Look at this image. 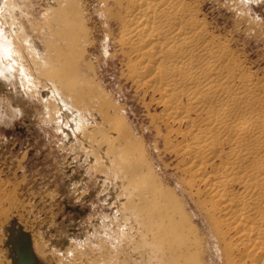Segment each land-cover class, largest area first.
Masks as SVG:
<instances>
[{
    "label": "bare ground",
    "instance_id": "obj_1",
    "mask_svg": "<svg viewBox=\"0 0 264 264\" xmlns=\"http://www.w3.org/2000/svg\"><path fill=\"white\" fill-rule=\"evenodd\" d=\"M51 1L57 29L72 36L75 2ZM100 1L120 14L116 43L125 69L121 78L160 107L150 118L157 121L156 138L165 152L177 159L181 191L187 189L191 198V191L202 195L194 208L206 220L203 238L213 240L216 263L264 264L263 80H256L226 41L210 30L197 0ZM21 11L11 0H0V81L3 86L13 83L16 71L20 89L46 90L57 104L55 112H67L68 128L75 133L83 129L80 138L86 148L81 153H87V162L95 159V165L102 157L107 163H102L103 173H110L106 181L116 179L121 186L111 204L117 208V226L114 231L111 225L107 236L98 240L114 244L119 256L139 261L150 257L152 264H204L197 258L205 250L198 245L196 226L190 224L185 205L162 189L148 152L139 148L142 140L136 141L130 126L116 117L119 110L91 85L85 105L87 129L82 127L77 107L67 98L72 92L83 98V92L72 89L65 64L44 70L41 45L32 43L33 32L39 30L36 23L26 28L28 20ZM23 43L28 49L24 57L32 60L31 69L39 78L26 74ZM7 218L4 214L3 220ZM26 242L15 241L19 250L11 264H42L33 251L26 252ZM190 244L198 245L192 263L183 261ZM93 248L87 243V252Z\"/></svg>",
    "mask_w": 264,
    "mask_h": 264
},
{
    "label": "rangeland",
    "instance_id": "obj_2",
    "mask_svg": "<svg viewBox=\"0 0 264 264\" xmlns=\"http://www.w3.org/2000/svg\"><path fill=\"white\" fill-rule=\"evenodd\" d=\"M11 1L28 20L26 28L31 23L37 25L39 31L33 32L32 43L41 45L44 70L65 64L72 89L83 92V98H75L73 92L67 98L77 107L82 127L87 129V85L95 86L113 109L119 110L116 117L130 126L136 141L142 140L139 148L148 152L162 189L185 205L190 224L196 226L198 245L205 250L197 258L215 264L218 252L212 239L203 238L206 220L194 208L202 195L191 191V198L187 189L181 191L177 159L167 154L162 140L156 138L157 121L150 115L158 114L160 107L121 78L125 69L118 56L122 50L116 43L120 14L115 6L105 7L100 0H73L76 10L71 36L57 29L50 14L51 0ZM197 1L210 30L226 41L256 80L264 82V0ZM67 37L72 40L68 42ZM22 49L26 74L39 78L31 69L32 60L24 57L28 53L24 43ZM18 66L15 63L16 69ZM18 78L15 71L13 83L3 86L0 81V264H11V256L19 250L15 246L19 238L27 241L26 252L33 251L42 264H152L150 257L139 261L119 256L114 244L98 240L107 236L111 225L115 231L117 208L111 204L121 186L115 178L106 181L105 174L110 173H103L102 163L106 162L102 157L95 165V159L87 162V153H81L86 148L80 138L83 129L75 133L68 128L66 111L55 112L57 104L46 90L31 93L20 89ZM160 133L163 135L164 129ZM3 213L8 216L5 221ZM87 243L93 244L94 252H87ZM198 245L187 246L189 253L183 261L192 263L191 253ZM73 251L74 258L66 262Z\"/></svg>",
    "mask_w": 264,
    "mask_h": 264
}]
</instances>
